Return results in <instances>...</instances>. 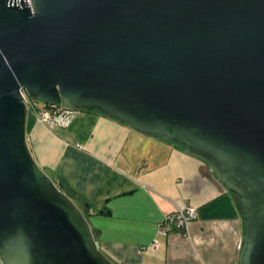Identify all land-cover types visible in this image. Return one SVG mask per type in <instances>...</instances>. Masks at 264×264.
Returning a JSON list of instances; mask_svg holds the SVG:
<instances>
[{"label":"water","instance_id":"obj_1","mask_svg":"<svg viewBox=\"0 0 264 264\" xmlns=\"http://www.w3.org/2000/svg\"><path fill=\"white\" fill-rule=\"evenodd\" d=\"M26 100L92 111L204 162L264 264V0H0V260L114 264L34 161Z\"/></svg>","mask_w":264,"mask_h":264},{"label":"crops","instance_id":"obj_2","mask_svg":"<svg viewBox=\"0 0 264 264\" xmlns=\"http://www.w3.org/2000/svg\"><path fill=\"white\" fill-rule=\"evenodd\" d=\"M24 129L38 166L83 199L96 245L114 264H236L243 218L204 162L92 111L48 126L29 110ZM182 205L195 210L185 232L158 235L162 214Z\"/></svg>","mask_w":264,"mask_h":264},{"label":"built area","instance_id":"obj_3","mask_svg":"<svg viewBox=\"0 0 264 264\" xmlns=\"http://www.w3.org/2000/svg\"><path fill=\"white\" fill-rule=\"evenodd\" d=\"M30 7V0H26ZM27 109L31 110L36 119L48 126H65L69 122V116L72 111L66 110L59 105H49L37 109L33 102L26 100ZM195 210L192 206L182 205L171 211L164 212L157 223L156 233L161 236L167 235L171 230L185 232L187 223L194 217ZM156 242L150 243V248H155Z\"/></svg>","mask_w":264,"mask_h":264},{"label":"trees","instance_id":"obj_4","mask_svg":"<svg viewBox=\"0 0 264 264\" xmlns=\"http://www.w3.org/2000/svg\"><path fill=\"white\" fill-rule=\"evenodd\" d=\"M49 105L48 104H41V108L42 107H48ZM40 108V109H41ZM171 143V142H170ZM172 144H174V143H172ZM174 145H176V144H174ZM176 146H178V145H176ZM178 147H180V146H178ZM180 148H182V147H180ZM183 149V148H182ZM52 178V177H51ZM52 180L54 181V183L56 184V185H58V187L60 188V190H62L65 194H67L68 196H69V198L74 202V204L80 209V211L83 213V215H84V211H83V206H82V204H83V199L80 197V196H77V195H75V194H73V192H70V191H68L67 189H65V185H64V183L61 181V180H59L58 178L56 179V178H52ZM233 193V192H232ZM233 195H234V197H235V200H236V204H237V207H238V209H239V211H240V213H241V205H240V203H239V200H238V197H237V195L235 194V193H233ZM75 199L79 202H75ZM84 217H85V215H84ZM90 230H91V228H90ZM91 232H92V230H91ZM92 235H93V238H94V234H93V232H92ZM1 263L2 264H4L2 261H1Z\"/></svg>","mask_w":264,"mask_h":264},{"label":"rangeland","instance_id":"obj_5","mask_svg":"<svg viewBox=\"0 0 264 264\" xmlns=\"http://www.w3.org/2000/svg\"><path fill=\"white\" fill-rule=\"evenodd\" d=\"M33 103L35 104V106H39V105L41 106V104H42L40 101H33ZM27 111H29V108L27 109ZM43 171H44V173H46L50 177V174L46 170H43Z\"/></svg>","mask_w":264,"mask_h":264}]
</instances>
